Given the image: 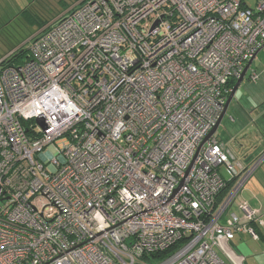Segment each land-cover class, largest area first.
I'll use <instances>...</instances> for the list:
<instances>
[{
	"label": "built area",
	"instance_id": "built-area-1",
	"mask_svg": "<svg viewBox=\"0 0 264 264\" xmlns=\"http://www.w3.org/2000/svg\"><path fill=\"white\" fill-rule=\"evenodd\" d=\"M33 38L0 61V264H225L220 243L258 241L239 196L264 151L240 171L202 142L264 0H80Z\"/></svg>",
	"mask_w": 264,
	"mask_h": 264
},
{
	"label": "rangeland",
	"instance_id": "rangeland-1",
	"mask_svg": "<svg viewBox=\"0 0 264 264\" xmlns=\"http://www.w3.org/2000/svg\"><path fill=\"white\" fill-rule=\"evenodd\" d=\"M80 0H0V61L10 56L18 49L27 50L30 46L31 39L37 35L42 26H46L63 15L70 8L75 6ZM256 0H244L245 5L253 9ZM40 30V31H39ZM39 31V32H38ZM264 48L256 55L250 66L245 78L241 82L235 95L233 96L227 111L215 133L228 140L229 132L224 129L227 124L230 128L233 124L230 117L239 119L243 118L251 122L249 129L237 136L238 145L242 150L244 146H255L251 153L258 147L261 133L264 134V111H260L258 106L264 104ZM256 70L257 80L249 81L250 71ZM259 114H261L259 116ZM250 115V117H249ZM231 122V123H230ZM240 124L246 126L247 124ZM246 137V138H244ZM230 143V142H229ZM256 143V145H255ZM232 151L234 144L232 143ZM244 152V151H242ZM233 212L240 214L236 206L232 208ZM248 242H250L248 240ZM254 242V241H253ZM250 242L243 244V251L239 250L244 257H247L251 264H264V248ZM246 250V252L244 251ZM230 254L235 255L232 251ZM237 253V252H236ZM237 253V255H239ZM220 257L229 264L222 253ZM257 260V261H255Z\"/></svg>",
	"mask_w": 264,
	"mask_h": 264
},
{
	"label": "crops",
	"instance_id": "crops-1",
	"mask_svg": "<svg viewBox=\"0 0 264 264\" xmlns=\"http://www.w3.org/2000/svg\"><path fill=\"white\" fill-rule=\"evenodd\" d=\"M254 72H256V70L250 71V75L248 78L249 81L252 80L251 75ZM263 74H264V69H263ZM258 107L260 108L261 112L264 111V104ZM260 115L261 114H259V116ZM233 117H230L231 121L233 122L230 128H228L227 124L224 125V129H226L229 132L228 140L225 141L224 138H222L220 135H216L215 137L224 146L225 150L234 158V164L236 169L241 171L242 169L248 167L252 163V161L264 151V134L261 133L260 135L261 137L259 141L258 142L256 141V143H258V147L253 151V153L251 152L255 148V146L254 145L249 146L247 143H246L247 146H244L245 150H242L238 145L237 136L246 132L251 126L252 121L247 122L241 117H239V119H235ZM240 121H242V123L245 122L244 125L247 124V128L246 126L243 127V125L240 124ZM232 143L235 146L233 151L231 146ZM239 197H240L239 200L246 202L250 208L264 210V163L245 183V186L241 191ZM256 231L260 236L258 241L253 242V240H251L246 234H236L234 239L228 244L226 242L225 243L222 242L219 244L218 247H216L217 254L220 256V253H222V255L229 262V264H251L247 260L248 258L244 257L237 250L239 249L243 251L244 249L243 244L247 243L248 246H251L250 242H253L257 244L259 247L264 248V228L256 229ZM248 240L250 242H248ZM229 251H232L235 255L230 254ZM244 251L246 252V250ZM236 252L239 253V255H237ZM261 257L264 258V253H262ZM224 263L226 264L225 261Z\"/></svg>",
	"mask_w": 264,
	"mask_h": 264
},
{
	"label": "water",
	"instance_id": "water-1",
	"mask_svg": "<svg viewBox=\"0 0 264 264\" xmlns=\"http://www.w3.org/2000/svg\"><path fill=\"white\" fill-rule=\"evenodd\" d=\"M263 48H264V45L262 46L261 49H263ZM261 49H260V50H261ZM260 50H259V51H260ZM259 51H257L256 54L252 57V59H250V60L247 62V64L245 65L244 69H243L242 72L240 73L239 78L236 80L235 85H234L233 88L231 89V92H230V94H229V96H228V98H227V100H226V103H225V105H224L223 111H222V113H221V115H220V117H219V119H218L216 125H215L214 128L209 132V134L205 137V139H204L203 142H202V145H203V144H204V143H205L210 137H212V136L215 135V133H216V131H217V128L219 127V125H220V123H221V121H222V119H223V117H224V115H225V113H226V111H227V108H228V106H229V103L231 102L233 96L235 95L237 89L239 88L241 82L243 81V79H244V77H245L247 71L249 70V68H250V66H251V64H252V62H253V60L255 59V57H256V55L258 54ZM37 122L39 123L40 126L43 127V122H42V120H38ZM44 129H45V128H44Z\"/></svg>",
	"mask_w": 264,
	"mask_h": 264
},
{
	"label": "trees",
	"instance_id": "trees-1",
	"mask_svg": "<svg viewBox=\"0 0 264 264\" xmlns=\"http://www.w3.org/2000/svg\"><path fill=\"white\" fill-rule=\"evenodd\" d=\"M243 3L245 5V2L243 0ZM246 6V5H245ZM45 26H42L40 28V30H42ZM39 30V31H40ZM38 31V32H39ZM36 36V35H35ZM34 38L31 39V41L33 40ZM28 59V49L27 50H22L21 48L16 50L14 53H12L10 56H8L7 58H5V60L2 62V64H7V65H10V66H19V65H22L25 63V61ZM248 72V71H247ZM247 74V73H246ZM245 78V77H244ZM237 80V79H236ZM236 80H230L229 83H228V87H230V89L233 88V86L235 85L236 83ZM215 136V135H214ZM234 180L230 181L229 184H233ZM174 248V247H173ZM172 249L170 250H167L165 251L162 255H166L167 253H169ZM159 257L158 255L157 256H154L153 258H157Z\"/></svg>",
	"mask_w": 264,
	"mask_h": 264
}]
</instances>
